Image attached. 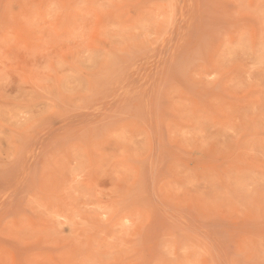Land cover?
I'll list each match as a JSON object with an SVG mask.
<instances>
[{"label": "rangeland", "instance_id": "obj_1", "mask_svg": "<svg viewBox=\"0 0 264 264\" xmlns=\"http://www.w3.org/2000/svg\"><path fill=\"white\" fill-rule=\"evenodd\" d=\"M0 264H264V0H0Z\"/></svg>", "mask_w": 264, "mask_h": 264}]
</instances>
